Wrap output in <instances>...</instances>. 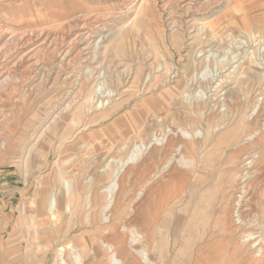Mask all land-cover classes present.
I'll list each match as a JSON object with an SVG mask.
<instances>
[{"label": "rangeland", "instance_id": "1", "mask_svg": "<svg viewBox=\"0 0 264 264\" xmlns=\"http://www.w3.org/2000/svg\"><path fill=\"white\" fill-rule=\"evenodd\" d=\"M262 81L264 0H0V264H126L110 219L93 220L123 176L117 219L145 202L120 228L138 264H264L261 203L247 225L234 209L231 146L258 128ZM165 112L184 151L143 152Z\"/></svg>", "mask_w": 264, "mask_h": 264}, {"label": "bare ground", "instance_id": "2", "mask_svg": "<svg viewBox=\"0 0 264 264\" xmlns=\"http://www.w3.org/2000/svg\"><path fill=\"white\" fill-rule=\"evenodd\" d=\"M43 30V29H42ZM106 40V37L105 36H102L99 41L100 42H104ZM41 42V41H40ZM86 43V42H85ZM241 69V68H240ZM253 72H256V71H253ZM256 76H259L258 73L256 72ZM201 78H199L200 80ZM260 80V79H259ZM262 80V78H261ZM260 80V81H261ZM72 83V82H71ZM258 83V82H257ZM263 83V81H262ZM71 86V85H70ZM118 87V86H117ZM260 90L258 91V95L255 96V101H256V107H255V112H252V114L254 113V116H253V121L251 123H253V125H258L257 127V130L254 131L253 134H251V136H246L247 138L245 139L246 141H243L242 139L241 140H237L235 141V143L232 146V148H236V154H234V159H237L235 162V171L233 170V173H235L234 175H238V179L235 181V187L236 189H241L243 191V195H244V198L247 199H242L241 201L240 200H237V202H235V207L234 209L236 210V214H237V218L240 219V221L242 223H245L247 221H251L250 219V216L252 215L253 213V209L252 207L248 204V200L249 199H255V200H259V202L261 203V207L263 209V213H262V216L260 218V225L262 227V231H263V238L261 239H264V179H263V175H264V170L263 168L261 167L262 163L261 161L263 160L264 158V83L260 86L259 88ZM219 91V90H218ZM220 93L221 95L217 96V95H214V97H212V101H213V105L215 106V110L217 109H220L221 107H219L221 105V103H226L225 102V98L227 99V92L226 91H222L220 90ZM211 96V95H210ZM213 96V95H212ZM113 97V96H112ZM104 100V99H103ZM103 100L100 101V104H102L103 106ZM108 100H106L107 102ZM105 102V103H106ZM234 104V103H232ZM98 107V106H96ZM236 107V106H235ZM238 108V107H237ZM254 108V107H253ZM99 109V108H98ZM222 111V110H221ZM214 112V111H213ZM220 112V111H219ZM217 113V112H216ZM169 114V112L167 113ZM216 115H220L221 117L219 118H222L221 120H224V122L222 123L225 124L227 122H229L228 124L231 123L232 121V118H228L227 114L225 113H219V114H216ZM224 115H226V117H224ZM170 117V116H169ZM168 115H166V112L165 114L163 113V115L157 117V116H152V118H150L149 120H147V122L145 123V127H154L157 129L156 133L153 134L154 135V138L152 139L153 135L150 136V139L146 142V144L144 143V145L142 147H140V150H143V152H146V151H149L151 150L152 152L156 153L158 152L157 151V148H156V145L158 147V142L157 141H163L164 144H161V146H164V151H170L171 148H177L176 149V153H179L180 149H181V145L183 147V143L180 142V144L178 143V141H184V140H188L185 135H188V132H182L183 128L180 130V127L179 125L178 126H174V122L172 123V125L169 124V127H168V130H165L166 128H164L165 126V123L168 122ZM211 117V116H210ZM148 118V117H147ZM172 119V118H171ZM183 119V118H182ZM227 119V120H226ZM177 120V119H176ZM186 117H185V121H186ZM252 120V119H251ZM181 121V120H180ZM184 121V120H182ZM191 121V120H190ZM192 122V121H191ZM216 122V121H215ZM182 123V122H180ZM190 123V122H188ZM187 124V123H185ZM220 124V122H219ZM218 124V125H219ZM250 124V123H249ZM176 125V124H175ZM181 125V124H180ZM222 125L220 127H222ZM252 125V124H251ZM164 129H163V128ZM192 127V126H191ZM217 127V126H216ZM251 127V126H249ZM253 127V126H252ZM218 128V127H217ZM255 128V126H254ZM215 129V128H214ZM219 129V128H218ZM196 130V129H195ZM251 130V128L249 129ZM147 131V130H146ZM149 132V130H148ZM153 132V131H152ZM193 132H196V131H192L191 134H193ZM232 130L229 132V134L227 136H231L232 134ZM253 132V131H252ZM147 134V133H146ZM245 134V133H244ZM225 135V134H224ZM190 137V136H188ZM241 138V137H240ZM154 142H157L156 144ZM185 145V144H184ZM163 150V149H161ZM183 150V149H181ZM175 151V150H174ZM184 151V150H183ZM182 151V152H183ZM171 152V151H170ZM173 152V151H172ZM181 154V153H180ZM183 154V153H182ZM187 158V157H186ZM126 161V160H125ZM128 162V160H127ZM131 163V161H130ZM171 163V162H169ZM126 164V162L124 163V165ZM168 164V163H167ZM176 164V163H175ZM128 165V164H127ZM126 165V166H127ZM149 167V166H148ZM145 170V169H144ZM149 170V169H148ZM130 171V170H129ZM141 172V171H140ZM119 175V174H118ZM117 175V176H118ZM116 176V175H115ZM120 176V175H119ZM172 176H174L172 174ZM170 175V177H172ZM121 177V176H120ZM118 177H116L117 179ZM171 179V178H170ZM176 179V177L174 178ZM172 180L173 182H175V180ZM182 179H184L182 177ZM114 180V178H113ZM119 180V178H118ZM117 181V180H114V182ZM120 182H115L116 184L114 185L113 184V187L112 189L115 191H113L115 194V197L113 196L112 199H114L113 201H111L110 203L104 205V208L102 210H100L97 206V208L99 209L100 211V214H96L94 213L93 215V220L94 222L96 221L95 219L96 218H99L100 220H102L103 217H106L107 219H110L109 221V224L108 225H104L103 226V230H104V237H103V240L106 244H108L110 246V249H112V253H113V256L116 257V259L118 258L119 261L120 260H124L123 262H126V264H138V262L136 261V259L134 258V256H132V252L130 253V251L127 249V242H126V238L125 236L121 233V227H124V226H132L133 224H138V226L141 225V223L137 220L138 217L136 216L139 208L142 207V205L145 203V202H141L142 204L139 205V207H136L134 209V215L133 214H128L126 219L121 221V219H117L118 217V213L119 214H123V211L120 207V200H119V195L122 193V185L124 183V176L119 180ZM171 182V181H170ZM125 186V185H124ZM233 186V185H232ZM230 187V186H229ZM234 187V188H235ZM81 188V187H80ZM161 189V188H160ZM110 190V189H109ZM107 190V191H109ZM159 190V189H158ZM97 191H100V190H97ZM160 191H158L159 193ZM97 194V192L93 193V195ZM101 194V193H100ZM151 193L148 194V196H146V199L150 196ZM99 195V194H98ZM104 195V194H103ZM153 195V194H152ZM102 196V194H101ZM93 197V196H92ZM91 197V198H92ZM100 197V196H99ZM152 197V196H151ZM157 197V196H156ZM160 197V196H159ZM172 197V196H171ZM236 199V197H234ZM249 198V199H248ZM94 199V198H92ZM99 199V198H98ZM111 199V200H112ZM150 199V198H149ZM159 199V198H158ZM175 199V198H174ZM101 200V199H100ZM103 200V198H102ZM109 200V199H108ZM152 200V199H151ZM193 200V199H192ZM196 198H194L193 201H195ZM203 200V199H202ZM201 200V201H202ZM95 201H98L97 200V197H96V200ZM105 201V200H104ZM150 201V200H149ZM148 201V202H149ZM156 201V200H155ZM154 201V202H155ZM162 201V200H161ZM198 201V200H197ZM197 201L195 202L197 204ZM55 200H52L51 201V210H55ZM172 202V201H171ZM204 202V200L202 201ZM159 203V202H158ZM157 203V205H158ZM164 203V202H163ZM102 204V202H101ZM156 204V203H155ZM193 204V202L191 203ZM160 205V204H159ZM201 205V204H200ZM93 207H95L94 205H92ZM103 206V205H102ZM156 208V206H154ZM90 208V207H89ZM88 209V208H87ZM92 209V208H91ZM161 207L158 206L156 208V213H155V219L157 222H159L158 218H159V213L161 212ZM164 209H166V207H164ZM163 209V210H164ZM93 210V209H92ZM144 210V209H143ZM146 210V209H145ZM144 210V211H145ZM152 210V209H150ZM167 210V209H166ZM95 211H97L95 209ZM94 211V212H95ZM98 211V212H99ZM89 212H91V210H89ZM97 212V213H98ZM143 212V211H142ZM93 213V212H92ZM91 213V214H92ZM139 213V212H138ZM146 212H144V215H145ZM147 213H148V210H147ZM146 213V215H147ZM196 213V212H195ZM125 214V213H124ZM140 214L142 215V213L140 212ZM149 214V213H148ZM99 215V216H98ZM91 216V215H90ZM139 216V215H138ZM143 218H145L144 216H142ZM153 217V216H152ZM151 217V218H152ZM92 218V217H91ZM199 218V217H198ZM198 218L196 220V222L198 221ZM254 218V217H253ZM98 219V220H99ZM149 219V217H148ZM141 222H143V220H140ZM193 221V219H192ZM97 222V221H96ZM102 222V221H101ZM124 226H122L123 224ZM149 223H150V219H149ZM148 223V224H149ZM248 223V222H247ZM122 224V225H121ZM146 224V223H145ZM169 224V223H168ZM241 224V223H240ZM246 224V223H245ZM253 224V223H252ZM247 225V224H246ZM251 225V223H250ZM162 224L160 223V227L158 226H155L157 228H162ZM252 226V225H251ZM136 227V226H135ZM141 228V227H140ZM140 228H137L136 230L140 229ZM150 229V228H149ZM136 230L134 229V231L136 232ZM133 231V230H132ZM141 231H142V228H141ZM235 232V230H233ZM134 232V234H135ZM260 232V231H259ZM130 233H133V232H130ZM136 233H139V230L138 232ZM155 234V233H154ZM260 234V233H259ZM131 235V234H130ZM129 235V237H130ZM144 235V234H142ZM151 235V234H150ZM128 236V235H127ZM133 236V235H132ZM146 236V235H145ZM158 236V235H155V237ZM256 236V235H255ZM132 238V237H130ZM143 238V237H142ZM141 240H145V238H143ZM146 238H148V236H146ZM153 238H154V235H153ZM152 238V239H153ZM129 239V238H128ZM127 239V240H128ZM138 240V239H137ZM140 240V239H139ZM140 240V242H141ZM151 240V239H149ZM259 240V239H258ZM262 241V240H261ZM129 242V241H128ZM134 242V241H133ZM138 242V241H137ZM251 242V241H250ZM147 243V242H145ZM248 243V242H247ZM151 244V243H150ZM261 244V243H260ZM145 245V244H144ZM147 245V244H146ZM258 245V244H257ZM130 246V245H129ZM102 247V246H101ZM131 247V246H130ZM129 247V248H130ZM259 247V245H258ZM262 247V246H261ZM260 247V249H261ZM136 248V247H135ZM263 249V247H262ZM97 250V248L95 249ZM259 250V249H258ZM99 251V249H98ZM264 251V250H263ZM61 252V251H60ZM65 252V251H64ZM258 252V251H257ZM260 252V251H259ZM100 253V252H99ZM65 254L66 253H63L62 256L64 258V260L66 261L65 259ZM98 254V252H97ZM132 254V255H131ZM261 256V253L259 254ZM264 255V254H263ZM262 255V256H263ZM61 257V255H59ZM67 256V255H66ZM253 256V255H252ZM261 256V257H262ZM256 257V256H255ZM91 258V257H90ZM253 260H255V258L251 257ZM263 259V258H262ZM261 260V258H260ZM259 260V261H260ZM198 261V260H197ZM205 262V260L203 261ZM254 262V261H253ZM258 262V261H257ZM121 263V262H120ZM210 263L211 264H216V259L213 257L210 259ZM255 263V262H254ZM260 263V262H259ZM203 264V263H202Z\"/></svg>", "mask_w": 264, "mask_h": 264}]
</instances>
